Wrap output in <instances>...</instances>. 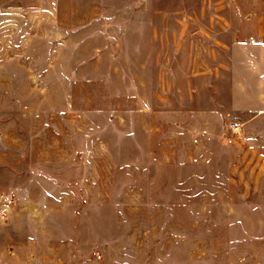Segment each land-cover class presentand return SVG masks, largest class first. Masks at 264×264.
<instances>
[{
	"label": "rangeland",
	"instance_id": "rangeland-1",
	"mask_svg": "<svg viewBox=\"0 0 264 264\" xmlns=\"http://www.w3.org/2000/svg\"><path fill=\"white\" fill-rule=\"evenodd\" d=\"M264 256V0H0V264Z\"/></svg>",
	"mask_w": 264,
	"mask_h": 264
},
{
	"label": "crops",
	"instance_id": "crops-1",
	"mask_svg": "<svg viewBox=\"0 0 264 264\" xmlns=\"http://www.w3.org/2000/svg\"><path fill=\"white\" fill-rule=\"evenodd\" d=\"M245 254H248L249 256L246 257L243 261H235L234 260H229L227 261V264H264V256H259L257 259V256L253 254V250L249 249V250H245Z\"/></svg>",
	"mask_w": 264,
	"mask_h": 264
}]
</instances>
